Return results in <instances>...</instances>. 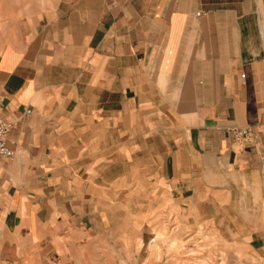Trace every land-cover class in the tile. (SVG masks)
I'll return each instance as SVG.
<instances>
[{"label":"crops","instance_id":"1","mask_svg":"<svg viewBox=\"0 0 264 264\" xmlns=\"http://www.w3.org/2000/svg\"><path fill=\"white\" fill-rule=\"evenodd\" d=\"M18 28L0 46V264L81 262L140 184L264 257V0H55Z\"/></svg>","mask_w":264,"mask_h":264},{"label":"rangeland","instance_id":"2","mask_svg":"<svg viewBox=\"0 0 264 264\" xmlns=\"http://www.w3.org/2000/svg\"><path fill=\"white\" fill-rule=\"evenodd\" d=\"M53 1L55 0H12L13 12L9 14H3L5 10L0 2V46L6 37L19 32L22 20L35 17L51 7ZM125 191L123 197L107 202L109 210L117 205L124 213L123 217H112L115 223L109 224L107 241L103 240L104 244H91L81 262L73 257L67 259V264H144L149 256L147 247L144 245L141 253H137V240L143 237L144 244H150L155 231H165L166 238L157 243L166 244V249L168 244H173L174 239H177L176 243L182 240L184 243H198L216 254L221 253L224 248L228 252L227 264H235L237 259L241 260V264H264V257L249 244L238 240L235 235L220 231L208 222L198 221L165 189L157 187L148 191L147 186L140 184L130 185ZM116 220L123 222V229L121 225L116 226ZM151 259L154 262L155 258Z\"/></svg>","mask_w":264,"mask_h":264},{"label":"bare ground","instance_id":"3","mask_svg":"<svg viewBox=\"0 0 264 264\" xmlns=\"http://www.w3.org/2000/svg\"><path fill=\"white\" fill-rule=\"evenodd\" d=\"M11 1L12 0H0L1 7L5 10L3 14H9V12H13V4ZM28 7H30V5ZM164 234L165 231H155L154 238L151 242L155 244H143L142 237L138 238V244H136L137 253L140 254L145 245L149 254L144 264H227L226 261L228 259V252L224 248L221 253L216 254L215 251L209 250L204 245H200L198 243L191 244L187 241H185L186 243H184L183 240L176 243V241L178 240L174 239L173 244H168V249H166L164 248L166 244L157 243V241L164 240L166 238ZM128 245L130 246V244ZM152 257L155 258L154 262L151 259ZM237 260L238 262H235V264L242 263L241 260Z\"/></svg>","mask_w":264,"mask_h":264},{"label":"built area","instance_id":"4","mask_svg":"<svg viewBox=\"0 0 264 264\" xmlns=\"http://www.w3.org/2000/svg\"><path fill=\"white\" fill-rule=\"evenodd\" d=\"M2 96L0 95V111L2 108ZM32 110H27L26 114L30 115ZM16 123L7 121L0 115V158L14 159L16 152L9 146L8 137L14 129ZM229 134L232 137L233 144L240 151L246 150L248 145L252 142L253 131L250 127H238L233 126L228 129Z\"/></svg>","mask_w":264,"mask_h":264}]
</instances>
